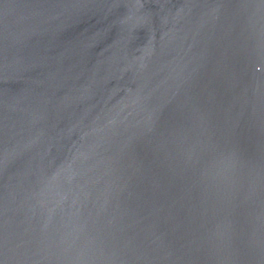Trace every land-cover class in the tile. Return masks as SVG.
Instances as JSON below:
<instances>
[{"label":"water","instance_id":"obj_1","mask_svg":"<svg viewBox=\"0 0 264 264\" xmlns=\"http://www.w3.org/2000/svg\"><path fill=\"white\" fill-rule=\"evenodd\" d=\"M0 264H264V0H0Z\"/></svg>","mask_w":264,"mask_h":264}]
</instances>
